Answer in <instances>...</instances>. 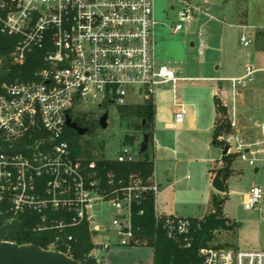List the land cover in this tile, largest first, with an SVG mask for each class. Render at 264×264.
<instances>
[{"label":"built area","instance_id":"obj_1","mask_svg":"<svg viewBox=\"0 0 264 264\" xmlns=\"http://www.w3.org/2000/svg\"><path fill=\"white\" fill-rule=\"evenodd\" d=\"M174 1L180 9L171 27L173 34L189 29L199 15L209 16L206 3ZM157 26L155 0H0V48L6 51L5 55L0 52V70L8 71L0 78V141L27 148L15 152L0 149V205L7 209V222L36 214L35 232H58L46 250L73 258L74 238L66 230L87 224L94 247L86 257L97 264H102L98 259L101 252L117 247L152 248L155 252L153 239L134 224L135 215H145V210L136 213V209L149 193L154 197L155 228L182 249L193 246V220L158 210L161 186L155 174L148 180L139 174L103 175L95 162L86 164L84 158L76 157L66 138L68 116L74 121L72 115L95 106L107 107L108 113L111 107L147 103L156 107L157 90L167 85L175 93L171 128L182 127L187 107L176 96V89L187 79L159 61ZM240 28L241 45L253 47L259 29ZM204 35L200 33V37ZM206 49L205 40H201L199 55ZM36 52L42 55L35 61L31 79L5 80L10 66L24 67ZM262 73L264 66L248 63L240 77L220 81L229 84V88L221 87L220 98L227 112L220 115L221 123L229 119V132L218 139L228 146L227 155L250 166L264 154V140L256 149L239 137L237 101L241 90ZM115 160L134 163L140 157L123 146ZM243 206L262 211L263 189L251 187L243 197ZM198 254L200 264H264V251L208 246Z\"/></svg>","mask_w":264,"mask_h":264},{"label":"rangeland","instance_id":"obj_2","mask_svg":"<svg viewBox=\"0 0 264 264\" xmlns=\"http://www.w3.org/2000/svg\"><path fill=\"white\" fill-rule=\"evenodd\" d=\"M196 1L206 3L209 16L199 15L189 29L173 34L171 27L178 20L179 5L174 0H155L158 59L187 79L180 81L176 89V96L187 107L182 129H165L168 123L175 121L173 87H159L155 95V140H150L147 152L155 161L156 179L161 186L157 204L162 214L197 219L211 212L212 195L225 198L223 211L230 228L217 232L214 244L233 250L264 251V206L262 211L246 210L243 206V197L251 187L258 186L264 191V154L258 157L255 166L236 159L225 183L226 193L220 194L209 183L211 164L208 161H220V165L215 166V177L217 171L224 168L221 158L228 146L223 144V149L211 144L208 148L206 144L220 120L214 103L215 87L219 84L229 88L228 83L220 81L240 77L248 63L264 66V51L256 46L255 49L244 48L240 43L243 33L240 27L244 23L264 25V0ZM245 9L250 15L243 20ZM201 32L205 33L203 37H200ZM201 40L207 44L203 56L198 53ZM221 87L216 94L219 100L223 98ZM228 104L231 105V94H228ZM106 108H84L78 116L85 123H92ZM237 110L239 137L260 149L262 146L256 144L264 140V73L241 90ZM108 122V129L98 126L93 134L80 136V146L94 151L103 147L101 154L107 159H116L122 147L128 146L139 158L143 134L125 128L117 107L109 109ZM223 132H229V119L224 122ZM126 136H133V141L126 140ZM166 169H170V173L164 175ZM97 240L103 242L102 237ZM154 256L152 248L117 247L101 252L98 259L102 264H154Z\"/></svg>","mask_w":264,"mask_h":264},{"label":"trees","instance_id":"obj_3","mask_svg":"<svg viewBox=\"0 0 264 264\" xmlns=\"http://www.w3.org/2000/svg\"><path fill=\"white\" fill-rule=\"evenodd\" d=\"M10 40L11 38H8ZM254 45L260 50L264 51V29H259L256 32ZM256 48V49H257ZM0 52L5 55L6 51L0 48ZM259 52V51H258ZM42 55V52H36L28 58L27 64L22 68L10 66V74L5 79L7 81H14L19 78L21 80H29L33 77V71L36 69L35 61ZM216 110L219 115L225 113V109L221 106L218 97H215ZM122 124L125 128L133 130L137 134H149L150 140H153V128L156 119V107L152 103L132 105L127 107L118 108ZM79 113L72 115L76 123L92 129L93 133L99 126V117L92 123H85L79 118ZM221 119V118H220ZM224 123L217 124L215 127L213 140L214 145L220 147L223 146V142L219 141V136L223 133ZM67 140L71 144V148L76 157H82L86 160V164L89 162H95L98 170L101 174L106 175L108 172H114L118 177H127L130 174H139L144 180H148L153 177L155 173V161L149 155L148 152L140 155V160L134 163H119L115 159L105 158L101 152L103 147L98 151H94L90 148H83L78 143L80 135L75 131L66 129ZM92 133V134H93ZM133 141L134 137L129 138L126 136V140ZM223 148V147H222ZM224 149V148H223ZM237 159L235 155H224L221 158V162L224 164L225 172L223 173V181L226 182L227 178L231 174L232 164ZM224 204L225 198L212 195L211 199V212L208 213L203 219H192L194 227V241L191 249L185 250L180 248L178 244L168 240L163 232L155 228L154 220V197L152 194H147L141 208L145 210L143 217L134 216V224L136 227L143 229L145 236L151 237V242L155 247L154 264H200L201 258L199 257V250L208 246H217L214 242L216 240V233L222 230H228V219L224 216ZM7 209L3 205H0V211L5 212ZM23 227L18 235H8L6 240L15 242L19 245L34 244L43 249H47L49 244L58 235L56 231L47 232H35L34 226L39 222V216L36 214H25L21 218ZM0 225H2L0 223ZM67 235H71L74 238L72 256L75 260L81 264H97L93 259H87V254L93 249L94 243L91 233L87 224L81 225L75 228H69L66 230ZM64 251L63 249H60Z\"/></svg>","mask_w":264,"mask_h":264},{"label":"water","instance_id":"obj_4","mask_svg":"<svg viewBox=\"0 0 264 264\" xmlns=\"http://www.w3.org/2000/svg\"><path fill=\"white\" fill-rule=\"evenodd\" d=\"M2 56L0 55V60ZM8 71L0 70V78L6 77ZM219 91L217 92V94ZM109 113L105 112L99 119V126L106 130L109 125ZM221 121L219 120V123ZM67 127L75 131L78 135L84 136L92 134L93 131L89 128L83 127L72 120L70 116L67 117ZM150 136L145 133L143 141L140 146V153L144 154L149 150ZM0 149L6 152H15L26 150V147L10 146L4 141H0ZM228 148L223 151V156L227 155ZM258 170H256L257 172ZM224 168H220L213 181L212 187L220 194L226 193V186L223 181ZM0 264H81L79 261L67 256L66 254L58 251L46 250L34 244L19 245L15 242L6 240L8 235H18L22 229V222L14 220L7 222V213L0 212Z\"/></svg>","mask_w":264,"mask_h":264},{"label":"crops","instance_id":"obj_5","mask_svg":"<svg viewBox=\"0 0 264 264\" xmlns=\"http://www.w3.org/2000/svg\"><path fill=\"white\" fill-rule=\"evenodd\" d=\"M243 14L245 15V17H244V19L243 18H240V19H243V20H245L246 19V17H248V15H250V12H249V10L248 9H245V12H243ZM251 17H252V15H251ZM242 26H254V27H257L258 29L259 28H264V25H250L248 22L247 23H244V25H242ZM254 47V49H255V45L253 46ZM256 51V50H255ZM257 52V51H256ZM210 80H218V79H216V78H210ZM219 87H221L219 84H218V86H216L215 87V89H214V92H213V94H215L214 96L216 97V94H217V92H218V89H219ZM215 97H214V103H215ZM215 108H216V104H215ZM217 114H218V116H219V113L217 112ZM223 114H224V112H223ZM222 114V115H223ZM156 120V119H155ZM220 121H221V119H220ZM174 123V122H173ZM173 123H168L166 126H165V129L166 130H174V129H172L171 127H172V124ZM221 123V122H220ZM219 123V119H218V122H217V124H220ZM216 124V125H217ZM216 127V126H215ZM183 128V125H182V127L180 128V129H182ZM194 129V131H196V128L195 127H193ZM209 134H210V131L208 132ZM213 135H214V132H213V134H212V138L210 137L207 141H206V144H207V147L209 148L210 147V145L211 144H213L214 145V140H213ZM208 162H210L209 164H211V169H210V171H209V177H210V181H209V183L210 184H212V181H213V179H214V177H213V175H214V170L216 169L215 168V166H217V165H220V161H214L213 159H211V160H209ZM256 170H258V169H256ZM259 171V170H258ZM257 171V172H258ZM170 173V169H166L165 171H164V175H167V174H169ZM155 177H156V168H155ZM224 183H226V182H224ZM226 186V185H225ZM157 208H158V210L161 212V209H160V207H159V205L157 204ZM197 219H203V218H197Z\"/></svg>","mask_w":264,"mask_h":264},{"label":"flooded vegetation","instance_id":"obj_6","mask_svg":"<svg viewBox=\"0 0 264 264\" xmlns=\"http://www.w3.org/2000/svg\"><path fill=\"white\" fill-rule=\"evenodd\" d=\"M101 109H103V108H101ZM103 112H106V109H104ZM101 116H102V115L99 116V119H100ZM81 126H82V125H81ZM83 127H84V126H83ZM91 130H92V129H91Z\"/></svg>","mask_w":264,"mask_h":264}]
</instances>
